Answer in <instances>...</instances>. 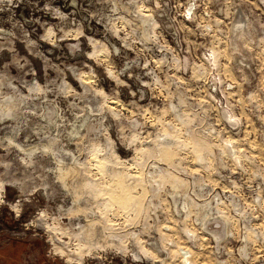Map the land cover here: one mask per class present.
Listing matches in <instances>:
<instances>
[{
    "label": "rangeland",
    "instance_id": "rangeland-1",
    "mask_svg": "<svg viewBox=\"0 0 264 264\" xmlns=\"http://www.w3.org/2000/svg\"><path fill=\"white\" fill-rule=\"evenodd\" d=\"M184 259L264 264V0H0V264Z\"/></svg>",
    "mask_w": 264,
    "mask_h": 264
},
{
    "label": "bare ground",
    "instance_id": "bare-ground-1",
    "mask_svg": "<svg viewBox=\"0 0 264 264\" xmlns=\"http://www.w3.org/2000/svg\"><path fill=\"white\" fill-rule=\"evenodd\" d=\"M217 222H218V221H217ZM217 222H216V223H217ZM208 224H211V222H208ZM87 237H88V236H87ZM90 238H91V237H90ZM90 240H91V239H90ZM91 241H92V240H91ZM182 248H183V247H182ZM181 251H182V250H181ZM186 252H189V251H186V250H185V252L182 251V253H183V255H185V257L187 256V255H186ZM181 258H182V256H181ZM187 258H188V257H186L185 259H187ZM185 259L183 260V261H184V264H189V263L193 264V263L191 262L192 260L188 259L187 261H185Z\"/></svg>",
    "mask_w": 264,
    "mask_h": 264
},
{
    "label": "built area",
    "instance_id": "built-area-1",
    "mask_svg": "<svg viewBox=\"0 0 264 264\" xmlns=\"http://www.w3.org/2000/svg\"><path fill=\"white\" fill-rule=\"evenodd\" d=\"M230 156H232V154H230Z\"/></svg>",
    "mask_w": 264,
    "mask_h": 264
}]
</instances>
